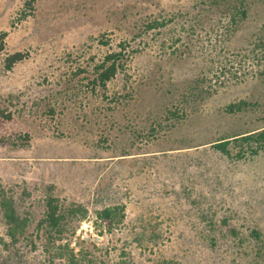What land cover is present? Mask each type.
<instances>
[{
	"label": "rangeland",
	"instance_id": "obj_1",
	"mask_svg": "<svg viewBox=\"0 0 264 264\" xmlns=\"http://www.w3.org/2000/svg\"><path fill=\"white\" fill-rule=\"evenodd\" d=\"M27 3L0 0V193L28 218L11 243L0 215V264H264V148L212 147L264 129V0ZM49 195L78 208L59 235Z\"/></svg>",
	"mask_w": 264,
	"mask_h": 264
},
{
	"label": "trees",
	"instance_id": "obj_2",
	"mask_svg": "<svg viewBox=\"0 0 264 264\" xmlns=\"http://www.w3.org/2000/svg\"><path fill=\"white\" fill-rule=\"evenodd\" d=\"M33 0H28L30 3ZM243 14V11H241ZM165 24L163 20L156 21L155 19L146 23V28H159ZM4 36V33L0 35V39ZM2 42V40H0ZM2 45L0 44V48ZM125 44L120 45L119 50H115L105 54L102 59L95 64L94 66V77L92 79V84L99 85L101 87L105 86L106 82L114 77V75L119 72L123 67ZM25 54L19 51L10 53L4 57L3 65L6 69H10L13 64L18 61H21L24 58ZM249 106L248 102L238 101L236 103H231L227 106L226 110L228 112L239 111ZM10 112L8 110L0 108V119H9ZM20 139V143H23L27 140V134H23ZM232 142L233 145L238 146L239 149L236 151L235 155L244 156L247 154H255L258 150L264 148V129L257 131L245 133L242 135L236 134L228 137H223L217 140L212 144V147L215 148L222 154L228 155V144ZM15 144V143H14ZM116 207H103L102 209L96 211V215L100 219L107 220L109 223H112L114 219ZM78 210V208H71L68 210V214H73ZM67 213L61 212L58 209L56 204V199L52 196H46L45 199V210L43 222L53 233L59 235L63 229V221L68 216ZM0 215L3 223L6 226V234L9 237L11 243L17 242L18 238L23 235L25 227L27 225L28 218L26 216H19L14 208L11 198L5 196L3 193H0ZM256 235V232H253ZM48 238L51 237L50 231L48 232ZM66 248V245H64ZM66 264H80L78 259L75 257L72 250L69 249L68 255L66 256Z\"/></svg>",
	"mask_w": 264,
	"mask_h": 264
}]
</instances>
